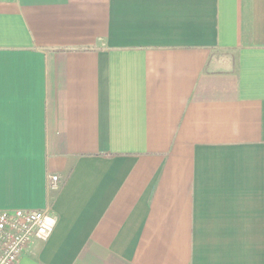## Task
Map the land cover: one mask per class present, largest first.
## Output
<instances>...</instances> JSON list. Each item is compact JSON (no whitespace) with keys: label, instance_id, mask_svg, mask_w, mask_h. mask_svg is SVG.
I'll use <instances>...</instances> for the list:
<instances>
[{"label":"crops","instance_id":"1","mask_svg":"<svg viewBox=\"0 0 264 264\" xmlns=\"http://www.w3.org/2000/svg\"><path fill=\"white\" fill-rule=\"evenodd\" d=\"M15 209L18 264H264V0H0Z\"/></svg>","mask_w":264,"mask_h":264},{"label":"built area","instance_id":"2","mask_svg":"<svg viewBox=\"0 0 264 264\" xmlns=\"http://www.w3.org/2000/svg\"><path fill=\"white\" fill-rule=\"evenodd\" d=\"M57 180L49 177V190L58 189ZM56 220L49 209L0 211V264H16L32 241L50 236Z\"/></svg>","mask_w":264,"mask_h":264},{"label":"rangeland","instance_id":"3","mask_svg":"<svg viewBox=\"0 0 264 264\" xmlns=\"http://www.w3.org/2000/svg\"><path fill=\"white\" fill-rule=\"evenodd\" d=\"M52 191H54V190H52ZM16 210H20V209H15V210H0V211H16ZM32 210V209H31ZM33 210H45V209H33ZM21 211H28V210H21ZM30 245V244H29ZM29 247V246H28ZM23 254V253H22ZM21 254V255H22ZM21 255H20V257H21ZM20 257H19V259H20ZM18 262H19V260L17 261V263L16 264H18Z\"/></svg>","mask_w":264,"mask_h":264}]
</instances>
